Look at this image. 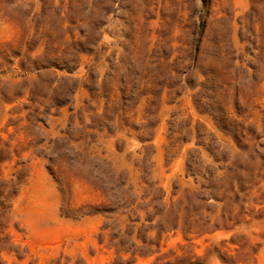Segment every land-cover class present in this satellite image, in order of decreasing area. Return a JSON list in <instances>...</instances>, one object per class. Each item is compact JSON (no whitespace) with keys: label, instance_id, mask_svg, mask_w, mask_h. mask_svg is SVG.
<instances>
[{"label":"rangeland","instance_id":"374dc122","mask_svg":"<svg viewBox=\"0 0 264 264\" xmlns=\"http://www.w3.org/2000/svg\"><path fill=\"white\" fill-rule=\"evenodd\" d=\"M0 264H264V0H0Z\"/></svg>","mask_w":264,"mask_h":264}]
</instances>
